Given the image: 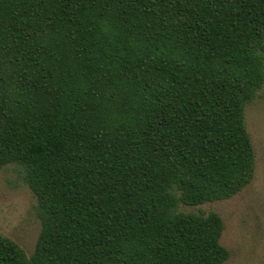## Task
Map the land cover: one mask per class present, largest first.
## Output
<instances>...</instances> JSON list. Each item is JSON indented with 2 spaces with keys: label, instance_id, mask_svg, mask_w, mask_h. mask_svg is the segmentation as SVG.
I'll use <instances>...</instances> for the list:
<instances>
[{
  "label": "trees",
  "instance_id": "trees-1",
  "mask_svg": "<svg viewBox=\"0 0 264 264\" xmlns=\"http://www.w3.org/2000/svg\"><path fill=\"white\" fill-rule=\"evenodd\" d=\"M264 0H0V170L41 228L0 264H223V220L185 213L252 180Z\"/></svg>",
  "mask_w": 264,
  "mask_h": 264
},
{
  "label": "rangeland",
  "instance_id": "rangeland-1",
  "mask_svg": "<svg viewBox=\"0 0 264 264\" xmlns=\"http://www.w3.org/2000/svg\"><path fill=\"white\" fill-rule=\"evenodd\" d=\"M247 132L254 150L251 182L227 200L197 206L179 205L185 213H217L223 220L220 243L229 251L223 264H264V87L246 106ZM36 199L21 180L15 165L0 170V234L18 244L29 256L41 224L35 214Z\"/></svg>",
  "mask_w": 264,
  "mask_h": 264
}]
</instances>
